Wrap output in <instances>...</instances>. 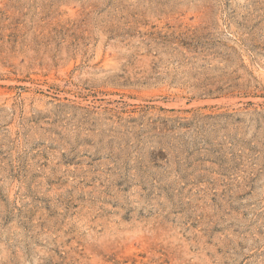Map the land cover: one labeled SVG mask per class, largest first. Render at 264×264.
I'll return each mask as SVG.
<instances>
[{"label": "rangeland", "instance_id": "obj_1", "mask_svg": "<svg viewBox=\"0 0 264 264\" xmlns=\"http://www.w3.org/2000/svg\"><path fill=\"white\" fill-rule=\"evenodd\" d=\"M0 264H264V0H0Z\"/></svg>", "mask_w": 264, "mask_h": 264}]
</instances>
